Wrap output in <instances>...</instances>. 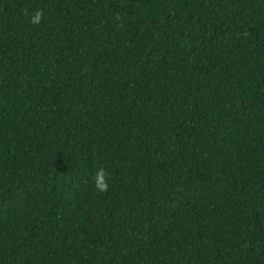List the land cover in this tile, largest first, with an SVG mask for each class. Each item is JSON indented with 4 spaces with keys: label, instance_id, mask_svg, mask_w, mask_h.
<instances>
[{
    "label": "trees",
    "instance_id": "16d2710c",
    "mask_svg": "<svg viewBox=\"0 0 264 264\" xmlns=\"http://www.w3.org/2000/svg\"><path fill=\"white\" fill-rule=\"evenodd\" d=\"M0 264H264V0H0Z\"/></svg>",
    "mask_w": 264,
    "mask_h": 264
},
{
    "label": "clouds",
    "instance_id": "9594fccd",
    "mask_svg": "<svg viewBox=\"0 0 264 264\" xmlns=\"http://www.w3.org/2000/svg\"><path fill=\"white\" fill-rule=\"evenodd\" d=\"M40 20V12L36 11L35 14L31 17V21L33 23H37ZM95 187L99 191H105L108 188V183L105 180V171L103 168H99L96 171V175L94 177Z\"/></svg>",
    "mask_w": 264,
    "mask_h": 264
}]
</instances>
